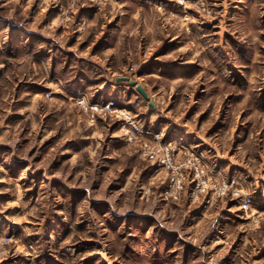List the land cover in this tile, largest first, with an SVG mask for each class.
<instances>
[{"label": "rangeland", "instance_id": "1", "mask_svg": "<svg viewBox=\"0 0 264 264\" xmlns=\"http://www.w3.org/2000/svg\"><path fill=\"white\" fill-rule=\"evenodd\" d=\"M0 18L21 27L0 24V264L264 253V0H0ZM24 31L45 39L41 56L27 54ZM79 95L175 141L172 164L147 159L142 146L158 142L130 138L116 113L85 112Z\"/></svg>", "mask_w": 264, "mask_h": 264}, {"label": "built area", "instance_id": "2", "mask_svg": "<svg viewBox=\"0 0 264 264\" xmlns=\"http://www.w3.org/2000/svg\"><path fill=\"white\" fill-rule=\"evenodd\" d=\"M79 98L80 99L78 100V105L81 106L85 112L90 111L93 114H95V112H112L121 116L120 120L125 123L123 124V126L126 129H129L128 127H130V138L138 139L139 137H148L152 139L150 143L158 142L157 146H153L151 144H144L142 146L143 155L147 159L153 162H157L159 166H170L172 164V158L174 156V153L176 152V149L174 147L180 146L179 144H176L175 141H169L166 144L163 143V141L161 140L162 137H160V135L155 134L152 131L141 126H138L135 123L134 119H131V117L127 114L122 113L121 111L114 110L115 103L113 101H108L107 103L99 105L87 103L85 99H82L81 95H79ZM195 172V176L197 177L198 168L195 169ZM201 174H204L203 171L201 172ZM171 183V192H173L174 188L178 190L181 187V179L179 177L176 178V176H172ZM200 186L202 187V189H204L206 187V183L202 181ZM222 191H224V189H222ZM236 196H238V193L235 191L232 193V197ZM253 204L254 201L252 199H246L242 202L241 208L243 210H247Z\"/></svg>", "mask_w": 264, "mask_h": 264}, {"label": "crops", "instance_id": "3", "mask_svg": "<svg viewBox=\"0 0 264 264\" xmlns=\"http://www.w3.org/2000/svg\"><path fill=\"white\" fill-rule=\"evenodd\" d=\"M84 18H85V16L83 17V18H81V20H84ZM2 21V22H1ZM7 23L8 24V26L10 27V28H15V29H21V27L20 26H18V25H16V24H13V23H11V22H9V21H5V19H1L0 18V24L1 23ZM24 33H25V35L27 34V35H30V37H28V38H26L25 40H24V47L23 48H25V50H26V52H27V54L29 55V56H31V57H34V54L35 55H39V56H41L42 55V53H41V51H45V49H43L44 48V46L45 45H43V44H41V43H43L44 42V40L45 39H41V43H40V45H37L36 43H34V39H35V36H37L36 34L37 33H31V32H28V31H24ZM39 36V35H38ZM41 38H42V36H41ZM15 45V41H13L12 43H11V46L13 47ZM216 43H214L213 45H212V48H215L216 47ZM72 46H68L66 49L61 45V44H58V45H56V47H55V49H54V51H55V53H66V57L68 58V53L69 54H71L72 55V59L74 60V61H76V62H78V63H84V64H82L85 68H87L86 67V65H85V63H97V61H95L94 60V57L93 56H82L81 54H79V53H77V50L76 49H73V48H71ZM52 47H50V49H48L49 50V52H52L53 50L51 49ZM39 50V51H38ZM113 50H115V47L111 44V42H110V39H109V42L106 44V46H104V48H103V51L105 52V53H107V52H112ZM34 52V53H33ZM38 52H40L39 54H37ZM49 57H51V55H49ZM219 58V57H218ZM201 59V58H200ZM48 60V62L50 61V59L48 58L47 59ZM200 63H202L201 62V60L199 61ZM27 63V62H26ZM28 63H33V62H31L30 60L28 61ZM50 63H59L58 61H53V59H52V61H50ZM87 70V69H86ZM86 70H84V71H82V73L81 74H84V75H86ZM94 71H96V69L95 70H93L92 71V73H94ZM178 72L176 71V73H174V78H177V74ZM118 78V76H116V75H113V79L114 80H116ZM82 78H78V80H75V82H78V83H80V82H83L82 80H81ZM108 81V80H107ZM73 87V86H72ZM74 89H73V91H77V92H81L80 90H78V89H76L75 87H73ZM105 89H103V90H105V91H110L109 93H111V92H113V88H115L113 85H111V86H105L104 87ZM125 89H126V87H124ZM102 90V91H103ZM66 97L67 98H69V96L68 95H66ZM197 137L195 136V138H194V141H196L197 139H196ZM229 164H231V163H229ZM229 166V165H228ZM259 255V256H258ZM236 264H239V263H236ZM240 264H264V253H262L261 255L259 254V252H258V254H254L253 253V255H251V256H249V258L247 259V261L246 262H242V263H240Z\"/></svg>", "mask_w": 264, "mask_h": 264}, {"label": "water", "instance_id": "4", "mask_svg": "<svg viewBox=\"0 0 264 264\" xmlns=\"http://www.w3.org/2000/svg\"><path fill=\"white\" fill-rule=\"evenodd\" d=\"M116 82H127L129 85L133 86L135 88V91L145 100L149 103L151 107L154 106L153 102L150 100L148 94L146 91L141 87L140 85L136 84V82L132 79H129L127 77H121L117 78Z\"/></svg>", "mask_w": 264, "mask_h": 264}]
</instances>
